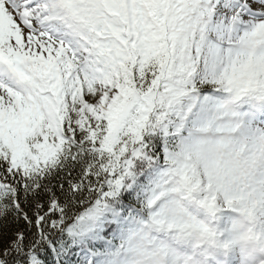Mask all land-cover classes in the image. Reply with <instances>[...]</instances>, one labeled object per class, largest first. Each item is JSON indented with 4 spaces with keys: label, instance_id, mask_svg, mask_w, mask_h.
<instances>
[{
    "label": "snow or ice",
    "instance_id": "1",
    "mask_svg": "<svg viewBox=\"0 0 264 264\" xmlns=\"http://www.w3.org/2000/svg\"><path fill=\"white\" fill-rule=\"evenodd\" d=\"M264 232V0H0V264H241Z\"/></svg>",
    "mask_w": 264,
    "mask_h": 264
},
{
    "label": "clouds",
    "instance_id": "2",
    "mask_svg": "<svg viewBox=\"0 0 264 264\" xmlns=\"http://www.w3.org/2000/svg\"><path fill=\"white\" fill-rule=\"evenodd\" d=\"M229 244L240 256L241 264H264V232L249 216L236 218Z\"/></svg>",
    "mask_w": 264,
    "mask_h": 264
}]
</instances>
